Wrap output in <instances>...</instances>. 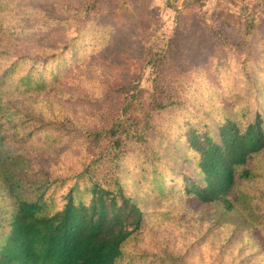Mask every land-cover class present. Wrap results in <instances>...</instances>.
I'll return each mask as SVG.
<instances>
[{
  "label": "trees",
  "instance_id": "16d2710c",
  "mask_svg": "<svg viewBox=\"0 0 264 264\" xmlns=\"http://www.w3.org/2000/svg\"><path fill=\"white\" fill-rule=\"evenodd\" d=\"M4 2L0 0V11L14 21L0 22V41L5 34L33 39L35 4L30 1L17 11L6 4L9 0ZM113 21L98 57L130 67L139 49L135 31ZM83 38L69 41L66 50L76 56L80 40L81 48L87 47ZM13 57L0 45V264H132L126 247L175 214L178 208L171 206L178 204L210 209L207 223L199 220V230L191 234L194 245L213 237L221 251L237 245L252 251L249 262L258 264L261 257L264 264V209L256 207V195L242 189L259 177L264 105L250 118L249 104L234 108L212 98L195 104L191 82L179 76L180 69L169 68L163 69L162 86L151 92L131 80L112 82L110 98L98 99L105 123L97 128L78 129L71 118L52 121L42 111L25 114L18 124L17 101L31 96L33 81L42 90L48 85L30 70L17 73L23 56ZM164 60L158 58L159 64ZM32 122L38 124L33 129ZM43 127L65 132L68 140H53L47 158L33 170L25 144L32 131ZM81 143L88 154L73 152L79 154V165L58 169L60 148ZM148 203L154 208L144 207ZM186 256L166 253L149 262L200 264Z\"/></svg>",
  "mask_w": 264,
  "mask_h": 264
},
{
  "label": "rangeland",
  "instance_id": "374dc122",
  "mask_svg": "<svg viewBox=\"0 0 264 264\" xmlns=\"http://www.w3.org/2000/svg\"><path fill=\"white\" fill-rule=\"evenodd\" d=\"M30 1L37 11L34 38L5 34L0 45L11 50L15 58L23 56L19 57L17 73L30 70L48 88L42 90L32 82L31 96L25 102L17 101L18 124L25 114L42 111L52 121L71 118L78 129L97 128L104 122L98 99L110 98L108 89L112 82L131 80L141 90L151 92L154 86H162L160 80L169 68L180 69L179 76L191 82L189 90L195 104L206 98L234 108L249 104L250 118L256 107L264 105V0H9L6 4L21 11ZM5 8L9 10L8 6ZM11 18L10 13L6 16L0 11V22L7 19L4 23L8 24L14 21ZM114 18L135 31L139 49L130 67L117 63L116 58L101 61L98 57L110 38L108 29L115 24ZM23 22L25 25V19ZM40 34L41 40L37 38ZM78 36L86 38L87 47L81 48L80 40L75 56L65 45ZM65 50L67 53L61 55ZM160 57L165 60L159 64ZM31 124V128L38 125ZM31 128L29 125L28 129ZM45 129L32 131L25 144L33 170H37V161L47 158L53 140H68L65 132ZM75 147L60 148L55 159L60 161L58 169L79 165V154L75 156L73 152L81 150L88 154L87 149L79 148L83 144ZM257 167L259 177L243 183L242 189L256 195V207L264 209V156ZM193 205L171 206L178 208L175 214L169 213L130 242L126 255L130 253L132 264H150L152 257L183 252L187 253L186 259L200 264H252L249 262L252 251L240 250L237 245L229 246L228 252L221 251L213 237L194 245L191 234L199 230L202 224L199 220L207 223L210 209L196 210ZM144 207L154 208L151 203ZM241 246L245 247L244 243ZM144 253L150 254L147 259L140 256ZM257 260L262 263L261 257Z\"/></svg>",
  "mask_w": 264,
  "mask_h": 264
}]
</instances>
